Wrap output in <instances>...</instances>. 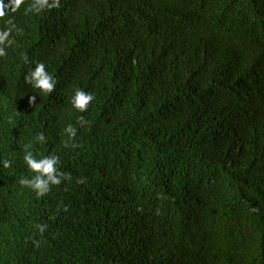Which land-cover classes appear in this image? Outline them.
Listing matches in <instances>:
<instances>
[{
	"label": "trees",
	"instance_id": "trees-1",
	"mask_svg": "<svg viewBox=\"0 0 264 264\" xmlns=\"http://www.w3.org/2000/svg\"><path fill=\"white\" fill-rule=\"evenodd\" d=\"M31 2L0 17V264H264V0ZM28 144L71 181L22 187Z\"/></svg>",
	"mask_w": 264,
	"mask_h": 264
},
{
	"label": "clouds",
	"instance_id": "clouds-1",
	"mask_svg": "<svg viewBox=\"0 0 264 264\" xmlns=\"http://www.w3.org/2000/svg\"><path fill=\"white\" fill-rule=\"evenodd\" d=\"M24 0H9V3H5V0H0V17H4L6 12L5 9H10L15 12ZM61 7V0H32L31 4L25 9L26 13L41 14L45 11H51L53 9H59ZM6 27L0 30V57L7 55V49L15 44V37L12 35L13 32H18L19 29L12 22L11 19L7 20ZM25 63H29L27 57H23ZM25 83L32 86L34 89L39 90L40 95L51 94L57 85V80L48 71L45 63L37 61L35 66L31 68L24 77ZM35 97H32V101ZM95 100V96L91 92H86L83 89L76 88L74 93L70 97V104L73 109L80 113H84L88 110L91 102ZM78 123L81 126L87 123L83 117L78 118ZM63 133L67 136V140L64 141L65 147H68V141H74L77 136V129L68 124L64 129ZM35 141L39 144L47 142L46 136L43 132L39 133L35 137ZM75 143L72 147H76ZM31 144L24 146L23 161L29 172L33 173L32 178L21 177L19 178V184L22 187L31 188L38 197H43L51 190V186H59L62 181H71L72 177L70 173H64L59 171L60 160L56 155L43 156L39 159L36 158L33 151L30 150ZM12 166V161L9 159L0 160V167L5 169ZM78 183H83V180H79ZM36 227L42 234L47 225L38 224Z\"/></svg>",
	"mask_w": 264,
	"mask_h": 264
}]
</instances>
